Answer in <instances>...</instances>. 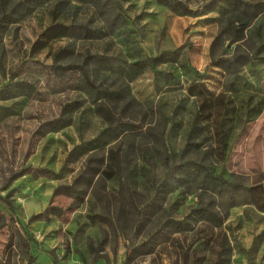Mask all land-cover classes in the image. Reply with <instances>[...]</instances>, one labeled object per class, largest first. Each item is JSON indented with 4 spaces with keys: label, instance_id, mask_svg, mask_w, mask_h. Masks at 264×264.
<instances>
[{
    "label": "rangeland",
    "instance_id": "rangeland-1",
    "mask_svg": "<svg viewBox=\"0 0 264 264\" xmlns=\"http://www.w3.org/2000/svg\"><path fill=\"white\" fill-rule=\"evenodd\" d=\"M184 1L197 11L119 0L122 21L112 28L94 6L76 0H48L2 21L0 88L21 83L25 93L0 99V264H125L134 244L156 236L165 241L127 264H264V12L235 40L236 21L221 0ZM17 2L0 0V17ZM85 22L99 33L57 35L60 24ZM164 50H176L177 59L146 66L147 55ZM90 54L103 57L89 60L91 79L124 93L106 99L113 113L108 145L72 158L73 146L106 124L73 67ZM220 58L230 62L217 65ZM73 100L81 103L67 113L69 123L41 135ZM108 148L116 151L117 170L105 180L104 203L89 189L63 215L31 218L50 201L68 206L72 198L52 197L54 187L70 183L89 155L106 156ZM184 159L256 186L253 201L224 205L189 177L168 176ZM212 200L222 222L191 221L190 211ZM117 208L116 231L88 218L112 217ZM169 218L191 227L169 232Z\"/></svg>",
    "mask_w": 264,
    "mask_h": 264
},
{
    "label": "trees",
    "instance_id": "trees-1",
    "mask_svg": "<svg viewBox=\"0 0 264 264\" xmlns=\"http://www.w3.org/2000/svg\"><path fill=\"white\" fill-rule=\"evenodd\" d=\"M48 0H18L7 12L2 13L0 17V24L2 21L12 19V16L16 12H30L39 5ZM68 2L69 0H65ZM78 2L89 3L100 14L105 18L108 25L112 28L115 27L119 22L122 21V4L119 0H76ZM158 2L169 6L173 11L185 14L194 13L197 10L190 8L184 0H157ZM224 5V9L234 17L236 24L233 25V31L235 32V40L240 39L243 35V30L248 26L249 22L257 17L260 13L264 12V0H221ZM206 4L205 6H207ZM118 9V10H117ZM10 21V20H9ZM12 21V20H11ZM60 30L57 35L68 34L75 37H92L96 36L100 28L90 26L87 22L85 23H70L60 24ZM100 54L88 55L82 63L74 64V68L79 71V87L89 96L91 103L94 104V109L98 112L105 120L106 124L101 128L93 137L83 140L78 144L74 145L69 152V157L76 158L79 155L88 153L90 151L104 148L109 143V137L111 129L113 127V113L108 105L107 100H117L123 97V90L120 88H111L96 84L89 74V68L87 64L89 60L102 59ZM176 60V50H164L158 55L150 56L147 55L145 64L153 69L156 65L161 62L168 60ZM222 61L230 62L228 58H220L217 60V65H222ZM60 66H54V70ZM139 68L138 71H141ZM24 85L16 83L15 88L5 85L0 88V99H7L12 96H16L21 93H25ZM80 101L73 100L68 101L62 106V115L47 120L40 128V134L44 135L49 131H55L69 123V118L66 116L71 110L77 108L80 105ZM193 131V127H192ZM117 170V156L116 151L112 148L107 149V155L104 156H93L89 155L85 161V164L81 171L72 179L70 183L58 184L52 191V197L58 194H65L72 198V202L66 206L61 207L53 204L50 201L47 206L41 210L34 212L31 218L43 217L49 219L52 215L61 216L63 213L70 208H73L84 200L86 193L91 190L93 195L102 203H104V190L105 180L110 179L116 175ZM24 170L14 173L10 180L15 177L22 175ZM176 173L183 174L189 177L198 187L210 190L216 198L221 200L224 205L234 206L238 204L248 203L253 201L256 186L245 185L239 181H232L224 177L222 174L215 173L206 164L196 161L184 159L177 164H172L169 168L168 176L176 177ZM179 177V176H177ZM164 186L170 188L171 183L164 181ZM4 202L6 198L2 197ZM157 201V196L154 197V202ZM118 214L119 209L117 208L114 215L107 216L103 213L88 214V218L91 222L105 221L113 231H116L118 226ZM188 217L193 222L203 221L210 225H218L223 220V215L216 208L215 200L208 201L204 204H200L194 207ZM5 216L0 210V227L4 224ZM190 221L169 218L168 226L169 232H180L187 230L191 227ZM164 235V234H163ZM106 238V237H105ZM165 241L163 237L156 236L147 238L141 242L134 244L126 257L125 264L133 255L150 254L156 248V245ZM91 251L94 252V258L97 257L96 246L92 243H88Z\"/></svg>",
    "mask_w": 264,
    "mask_h": 264
},
{
    "label": "water",
    "instance_id": "water-1",
    "mask_svg": "<svg viewBox=\"0 0 264 264\" xmlns=\"http://www.w3.org/2000/svg\"><path fill=\"white\" fill-rule=\"evenodd\" d=\"M190 8H194V7L190 6Z\"/></svg>",
    "mask_w": 264,
    "mask_h": 264
}]
</instances>
